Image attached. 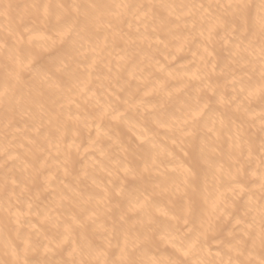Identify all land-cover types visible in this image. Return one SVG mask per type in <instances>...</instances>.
Listing matches in <instances>:
<instances>
[{"label":"bare ground","instance_id":"bare-ground-1","mask_svg":"<svg viewBox=\"0 0 264 264\" xmlns=\"http://www.w3.org/2000/svg\"><path fill=\"white\" fill-rule=\"evenodd\" d=\"M261 3L0 0V264H261Z\"/></svg>","mask_w":264,"mask_h":264},{"label":"snow or ice","instance_id":"snow-or-ice-1","mask_svg":"<svg viewBox=\"0 0 264 264\" xmlns=\"http://www.w3.org/2000/svg\"><path fill=\"white\" fill-rule=\"evenodd\" d=\"M5 8H9L11 7V5H5ZM36 7V6H34ZM38 7L41 8H46V5H40ZM229 10L231 9H235L237 11H243L244 9L248 8L249 6L246 4H242V3H233V4H228L226 6ZM261 10L264 11V0H262V3L260 5ZM262 20H264V17L261 18ZM61 31L65 34L68 35V42L69 43H73L74 39H75V33L73 32L72 26L65 22L62 26H61ZM262 63H264V60H262ZM262 151H264V144H262ZM197 240L198 238L196 236H190L186 239L185 243L188 246V249H194L197 245ZM261 244L264 245V232H262L261 234ZM180 251L183 252L184 255H187L188 252L186 249H179ZM174 264H189L188 261H180V262H174ZM238 264H245V261H238ZM249 264H252V262H249ZM261 264H264V259L261 260Z\"/></svg>","mask_w":264,"mask_h":264}]
</instances>
